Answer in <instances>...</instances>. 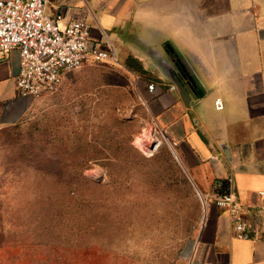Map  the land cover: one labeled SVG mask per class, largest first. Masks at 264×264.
<instances>
[{
	"label": "crops",
	"instance_id": "crops-1",
	"mask_svg": "<svg viewBox=\"0 0 264 264\" xmlns=\"http://www.w3.org/2000/svg\"><path fill=\"white\" fill-rule=\"evenodd\" d=\"M46 9L64 23L87 20L93 38L112 43L148 126L177 153L189 212L176 264H264V0H48ZM20 67L19 50L0 53V129L35 100L19 93ZM174 76L200 92L187 103L170 89ZM222 179L241 204L246 237L215 203L227 192ZM94 248L100 255L101 243ZM88 256L82 264H102Z\"/></svg>",
	"mask_w": 264,
	"mask_h": 264
},
{
	"label": "rangeland",
	"instance_id": "rangeland-1",
	"mask_svg": "<svg viewBox=\"0 0 264 264\" xmlns=\"http://www.w3.org/2000/svg\"><path fill=\"white\" fill-rule=\"evenodd\" d=\"M149 122L129 69L90 61L1 128L0 264H176L189 193Z\"/></svg>",
	"mask_w": 264,
	"mask_h": 264
},
{
	"label": "built area",
	"instance_id": "built-area-1",
	"mask_svg": "<svg viewBox=\"0 0 264 264\" xmlns=\"http://www.w3.org/2000/svg\"><path fill=\"white\" fill-rule=\"evenodd\" d=\"M48 0H0V53L19 50L21 67L17 76L20 95L37 98L57 89L64 76L86 62L117 63L119 55L109 40L93 38L91 24L82 18L63 22V13L49 14ZM153 90L156 84L151 82ZM174 84L170 89H175ZM222 107L221 100H217ZM226 207L235 234L246 237L247 223L240 214L241 204L232 191L215 197Z\"/></svg>",
	"mask_w": 264,
	"mask_h": 264
},
{
	"label": "water",
	"instance_id": "water-1",
	"mask_svg": "<svg viewBox=\"0 0 264 264\" xmlns=\"http://www.w3.org/2000/svg\"><path fill=\"white\" fill-rule=\"evenodd\" d=\"M173 84L176 86V88L180 91V93L183 96V99L188 103L192 98H195L197 93H199L200 91L196 89V86L193 84L191 85V83L188 81L183 82L181 80H179L176 76H174L173 79ZM175 88V89H176ZM220 99L221 103H222V107H218L217 104V100ZM216 107L218 109H222L224 107V102L222 101L221 98H217L216 99ZM160 143V142H159ZM157 144L156 142H153V144L151 145V148H156Z\"/></svg>",
	"mask_w": 264,
	"mask_h": 264
},
{
	"label": "trees",
	"instance_id": "trees-1",
	"mask_svg": "<svg viewBox=\"0 0 264 264\" xmlns=\"http://www.w3.org/2000/svg\"><path fill=\"white\" fill-rule=\"evenodd\" d=\"M127 64L129 66L131 65L130 60H128ZM220 182H221V189H222V191H228L229 190V181L226 180V179H222V180H220Z\"/></svg>",
	"mask_w": 264,
	"mask_h": 264
},
{
	"label": "bare ground",
	"instance_id": "bare-ground-1",
	"mask_svg": "<svg viewBox=\"0 0 264 264\" xmlns=\"http://www.w3.org/2000/svg\"><path fill=\"white\" fill-rule=\"evenodd\" d=\"M156 141H159V140H156Z\"/></svg>",
	"mask_w": 264,
	"mask_h": 264
}]
</instances>
